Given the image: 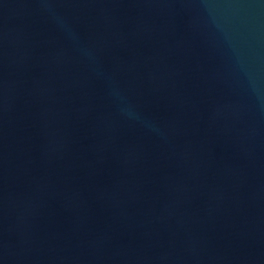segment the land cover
<instances>
[{
    "label": "water",
    "instance_id": "95a60500",
    "mask_svg": "<svg viewBox=\"0 0 264 264\" xmlns=\"http://www.w3.org/2000/svg\"><path fill=\"white\" fill-rule=\"evenodd\" d=\"M0 264H264V0H0Z\"/></svg>",
    "mask_w": 264,
    "mask_h": 264
}]
</instances>
